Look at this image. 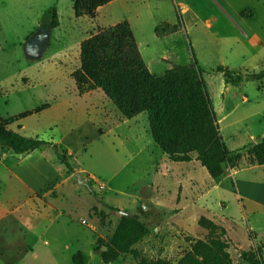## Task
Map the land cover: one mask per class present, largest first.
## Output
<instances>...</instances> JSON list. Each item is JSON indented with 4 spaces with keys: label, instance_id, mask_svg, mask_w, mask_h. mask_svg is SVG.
<instances>
[{
    "label": "rangeland",
    "instance_id": "374dc122",
    "mask_svg": "<svg viewBox=\"0 0 264 264\" xmlns=\"http://www.w3.org/2000/svg\"><path fill=\"white\" fill-rule=\"evenodd\" d=\"M72 1L0 0V116L8 128L56 143L73 169L66 172L50 146L38 149L49 162L42 169L50 178L32 192L14 176L20 156L0 151V264H73L77 251L83 264H104L100 252L121 214L148 229L133 245L139 258L175 262L207 236L197 224L203 215L226 230L233 264H248L241 253L264 245V193H256L262 206L242 202L234 178L264 180V165L243 158L214 180L193 159L171 161L152 140L145 112L124 118L100 89L80 94L72 73L80 67L81 40L121 19L154 53L171 47L178 63H187L192 50L204 69L225 144L231 154H244L264 140V78H247L258 72L256 66L249 68L253 72L238 70L242 78L227 83V92L215 68L228 53L230 41L222 40L231 28L226 18L247 36L262 32L264 40V0H184V11L177 0H112L78 17ZM244 9L253 18L235 15ZM207 18L209 30L202 26ZM164 21L184 25L169 46L149 41L154 25ZM24 162V169L34 165ZM260 256L264 262V246ZM133 261L127 253L109 263Z\"/></svg>",
    "mask_w": 264,
    "mask_h": 264
},
{
    "label": "trees",
    "instance_id": "16d2710c",
    "mask_svg": "<svg viewBox=\"0 0 264 264\" xmlns=\"http://www.w3.org/2000/svg\"><path fill=\"white\" fill-rule=\"evenodd\" d=\"M110 1L73 0L72 10L76 17L91 14ZM180 28V23L161 22L154 31L161 37ZM191 59V63L172 64L160 75L151 73L129 22L123 19L81 40L80 67L72 77L80 94L100 89L124 118L145 112L150 136L171 161L188 162L194 158L214 180L223 176L226 167L238 166L243 158L250 165H264V140L249 146L244 154H231L220 134L202 76L204 69L198 65L192 50ZM215 71L221 73L226 84L238 83L242 78L241 73L227 67L218 66ZM246 76L250 80H261L264 70ZM7 124L8 119L0 116V151L25 154L50 146L66 172L73 171L66 151L59 149L56 143L23 135ZM197 224L207 231V236L193 241L189 250L175 262L160 257L139 258L133 245L148 229L144 223L121 214L108 241L104 242L106 250L100 252L101 260L107 264L129 253L134 258L129 264H233L226 230L203 215L199 216ZM263 246L242 252V259L248 264H264L260 256ZM72 262L83 264L79 251L72 255Z\"/></svg>",
    "mask_w": 264,
    "mask_h": 264
},
{
    "label": "crops",
    "instance_id": "0c3cea01",
    "mask_svg": "<svg viewBox=\"0 0 264 264\" xmlns=\"http://www.w3.org/2000/svg\"><path fill=\"white\" fill-rule=\"evenodd\" d=\"M118 0H115V2ZM111 4L112 0L110 1ZM108 2L107 4H109ZM175 3V1H174ZM176 3L181 7V11L187 10L188 6L186 5V2L184 0H177ZM106 5V4H105ZM110 5V4H109ZM100 8V7H98ZM245 10H249V15H243V12ZM219 11V10H218ZM109 12V11H108ZM235 15L241 19V20H247V18H253V13L250 11V9H244V10H236ZM110 13V12H109ZM224 16V15H223ZM226 18V17H225ZM122 20V19H121ZM228 24L231 26L229 30V34L225 37H222V40L225 42H229L227 45L228 53H226L224 59L220 61V66L227 67L229 69H234L236 71H250L249 68H252L253 66H256L257 71L264 70V40L261 37L262 32L257 31H251L249 32V35L247 36L243 31H240V29L229 19H227ZM128 21V20H127ZM118 22V21H116ZM115 22V23H116ZM166 22V21H164ZM168 23V22H167ZM130 24V23H129ZM154 25V24H153ZM155 26L150 33V42L153 43H164V45H170V43L175 39L176 34L178 32H181V30L184 28V25L182 23L181 28L173 33L158 37L155 34ZM203 27H205L207 30H209L212 27V21L211 19L207 18L204 20V23L202 24ZM131 27V26H130ZM132 29V28H131ZM133 31V30H132ZM134 34V32H133ZM209 35H212V33L209 32ZM135 37V34H134ZM136 43L139 49V52L149 69V71L155 75L162 74L165 70L169 69L172 64H183L178 63V59L175 56V51L170 47L166 53H154L151 51L150 44L143 43L141 44L137 38ZM164 52V51H163ZM210 53V51H208ZM195 59L200 67L202 65L200 64L199 60H197L196 56ZM192 59L190 58L187 63H191ZM214 69V68H212ZM158 70V71H156ZM211 70V69H210ZM253 72V71H250ZM220 79V86L223 87L224 91L229 92L230 89L224 82V79L222 77L217 76ZM206 83V82H205ZM224 84V86H223ZM207 87V83H206ZM227 88V89H226ZM208 90V89H207ZM209 94V93H208ZM218 94V92H216ZM210 99L211 95H210ZM213 103V100H211ZM213 105V104H212ZM214 111L216 110L215 114L217 113L216 107L213 105ZM224 112V111H223ZM140 114L134 116L133 118L136 119ZM144 119V125H145V116H142ZM147 118V116H146ZM11 129V128H10ZM20 133V132H19ZM22 134V133H21ZM152 138V137H151ZM153 140V139H152ZM263 141V140H261ZM260 142V141H258ZM254 142V144L258 143ZM253 145V144H252ZM20 156V159L18 160L15 165H13V173L16 179L18 181H21L25 184H27L30 187V190L33 192L35 187L38 185H42L43 183L47 182L50 178V174L48 171H44L42 169V166L44 168L48 166L49 162L47 161L46 157H43L38 149L32 150L28 153H25V157H23V154L17 155ZM23 157V158H22ZM31 159L34 161V165L30 166L29 168H25L24 159ZM193 161L198 165V161H196L194 158H192ZM26 161V160H25ZM256 165V164H254ZM63 166V165H62ZM263 166V165H261ZM64 167V166H63ZM33 174L34 179H28L26 174ZM235 184L238 190V194L243 200L253 202L255 204H258L262 206V204L259 202V196L256 194L257 191H262L264 193V180L263 179H255L254 177H248V176H237L234 178ZM108 264H116V262L108 263Z\"/></svg>",
    "mask_w": 264,
    "mask_h": 264
},
{
    "label": "water",
    "instance_id": "95a60500",
    "mask_svg": "<svg viewBox=\"0 0 264 264\" xmlns=\"http://www.w3.org/2000/svg\"><path fill=\"white\" fill-rule=\"evenodd\" d=\"M218 76H219V77H222L221 74H219ZM74 175H75V177H76V179H77V181H78L79 183H81V184H83V185H88L87 181H86L85 179H82L81 176H80V174H79L78 172H75ZM104 250H106V246H103V251H104Z\"/></svg>",
    "mask_w": 264,
    "mask_h": 264
}]
</instances>
